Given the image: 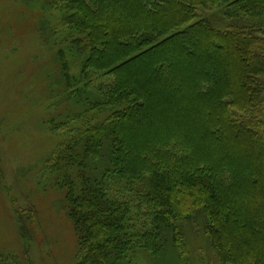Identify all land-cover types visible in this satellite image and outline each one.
I'll list each match as a JSON object with an SVG mask.
<instances>
[{"label": "trees", "instance_id": "trees-1", "mask_svg": "<svg viewBox=\"0 0 264 264\" xmlns=\"http://www.w3.org/2000/svg\"><path fill=\"white\" fill-rule=\"evenodd\" d=\"M38 1L61 24L48 125H78L45 163L76 264L181 253L186 224L264 264V0ZM15 214L28 254L35 212Z\"/></svg>", "mask_w": 264, "mask_h": 264}, {"label": "rangeland", "instance_id": "rangeland-1", "mask_svg": "<svg viewBox=\"0 0 264 264\" xmlns=\"http://www.w3.org/2000/svg\"><path fill=\"white\" fill-rule=\"evenodd\" d=\"M196 13L204 18L212 11L198 8ZM59 15L42 1L0 0V257H20L21 264H76V237L63 193L45 169L51 154L78 126L55 132L48 125L61 97L52 85L59 72ZM259 36L264 38V27ZM257 117L264 123V109ZM29 209L35 219L29 225L31 243L25 254L15 210ZM184 236L181 253L153 260L138 252L123 264H222L198 226L186 224Z\"/></svg>", "mask_w": 264, "mask_h": 264}]
</instances>
